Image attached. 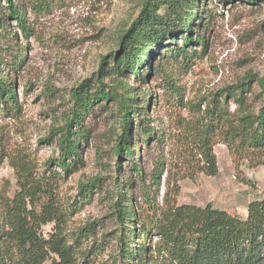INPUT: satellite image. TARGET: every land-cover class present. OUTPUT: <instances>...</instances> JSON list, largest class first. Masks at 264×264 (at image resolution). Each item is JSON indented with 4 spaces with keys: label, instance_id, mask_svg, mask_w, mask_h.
Here are the masks:
<instances>
[{
    "label": "rangeland",
    "instance_id": "374dc122",
    "mask_svg": "<svg viewBox=\"0 0 264 264\" xmlns=\"http://www.w3.org/2000/svg\"><path fill=\"white\" fill-rule=\"evenodd\" d=\"M141 1L14 0V5L22 10L29 35L25 38L9 18L0 27L1 55L5 48L10 52L20 47L23 53L26 51L21 68L14 74L10 71L6 77L8 81L14 80L19 109L0 104V150L25 154L39 169L59 157L52 128L63 124L72 106L71 89L76 85L86 83L93 92L112 89L119 83L117 90L126 89L128 94L133 87L140 100L142 90L151 88L155 104L150 103L147 114L162 142L140 145V159L136 163L141 178L131 168L135 160H117L114 155L116 136L120 133L115 103H98L83 122L86 142L81 144L79 163L59 183L60 202L71 212L64 226L65 237L80 257L87 254L91 264H121L115 241L118 192L127 196L132 188L137 207L146 208L144 200L146 196L152 198L150 176L157 161L163 160L164 173L155 204L160 205L166 190L172 191L176 185L177 205L209 204L244 219L248 204L264 198V166L251 169L242 162L240 171L235 172L222 143L213 147L215 176L196 173L190 177L184 161L189 132L201 115L196 112H235L236 104L226 94L247 74L253 77L250 93L244 97L248 111L257 112L264 107V91L258 84L264 76V3L198 0L202 3L199 12L206 15L204 22L196 23L192 39L202 36V46L193 45L195 53H189L186 59L160 47V57L150 60V77L146 83H139L134 75L120 76L107 71L113 65L111 54L120 49L118 38L137 17ZM0 9L6 17L8 11L3 1ZM158 13L168 14L165 7H160ZM11 34H16V38ZM175 39L170 48L178 50L182 40ZM157 63L159 72L154 71ZM1 69L2 66L0 76ZM147 71L145 66L142 73ZM143 113L142 110L134 119L135 123H147ZM0 162V196L11 198L15 190L14 171L6 159ZM50 167L58 170L53 163ZM95 177L99 180L89 186L90 192L86 196L79 194L78 185ZM52 227L48 224L41 229L44 237Z\"/></svg>",
    "mask_w": 264,
    "mask_h": 264
},
{
    "label": "trees",
    "instance_id": "16d2710c",
    "mask_svg": "<svg viewBox=\"0 0 264 264\" xmlns=\"http://www.w3.org/2000/svg\"><path fill=\"white\" fill-rule=\"evenodd\" d=\"M1 1L8 14L4 17L0 9V27L9 18L27 38L29 32L22 10L14 5V0H0V6ZM241 1L264 3V0ZM201 4L198 0H142L137 17L118 38L120 49L111 54L113 65L107 72L134 75L139 83H146L153 71L150 60L160 57V47H164L166 53L178 52L184 59L189 53H195L191 47L204 43L202 36L192 39L196 23L204 22L206 15L199 12ZM160 7H165L168 14H159ZM11 37L16 38V34ZM176 37H180L182 45L173 50L170 46ZM22 49L10 52L5 48L4 54H0L3 67L0 104L16 110L19 106L14 80L8 81L6 77L10 71L14 74L21 68L26 55ZM204 51L205 47L202 53ZM145 66L148 71L142 73ZM158 66L157 63L154 71L159 72ZM252 78L247 74L226 94L236 104L235 112H196L201 115L193 122L184 147L188 176L217 174L213 147L218 143L226 146L235 172L240 171L242 162L251 169L264 166V107L250 112L244 98L250 93ZM258 84L264 91V76ZM117 87L119 83L112 89L91 92L89 85L80 83L71 89V109L63 124L56 129L53 127L51 133L57 139L59 157L46 162L42 169L25 154L0 150V160L8 161L15 177L12 197L0 196V264H91L87 254L80 257L65 237L64 226L71 212L63 207L58 195L60 181L79 163L80 147L86 142L83 122L98 103H115L120 115V133L113 152L117 160H135L131 168L139 178L141 172L136 161L140 159V145L162 142V136L150 126L147 114L150 103L155 104L151 88L142 90L140 100L137 89L130 87L127 94L126 89L119 91ZM142 110L145 125L141 120L134 122ZM134 142L136 148L132 150ZM52 163L58 170L50 167ZM163 173V160L157 161L150 176L152 198L146 196L144 200L146 208L137 207L132 188L127 196L118 192L115 241L121 264H264V198L248 204L244 219L209 204L204 207L177 205L176 185L172 191L166 190L158 205L155 200ZM98 180L95 177L79 184L78 193L86 196L89 186ZM48 224H53L52 231L44 237L41 229Z\"/></svg>",
    "mask_w": 264,
    "mask_h": 264
}]
</instances>
